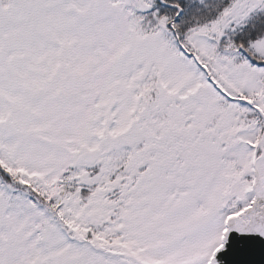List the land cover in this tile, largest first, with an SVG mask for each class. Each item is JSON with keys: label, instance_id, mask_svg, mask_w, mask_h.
I'll return each mask as SVG.
<instances>
[{"label": "snow or ice", "instance_id": "1", "mask_svg": "<svg viewBox=\"0 0 264 264\" xmlns=\"http://www.w3.org/2000/svg\"><path fill=\"white\" fill-rule=\"evenodd\" d=\"M0 264H264V0H0Z\"/></svg>", "mask_w": 264, "mask_h": 264}]
</instances>
